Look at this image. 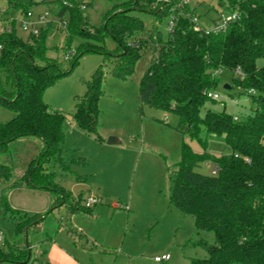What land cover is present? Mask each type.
Here are the masks:
<instances>
[{"label": "trees", "instance_id": "1", "mask_svg": "<svg viewBox=\"0 0 264 264\" xmlns=\"http://www.w3.org/2000/svg\"><path fill=\"white\" fill-rule=\"evenodd\" d=\"M215 1L228 14H237V20L224 32L198 31L192 21L196 13L184 0H108L98 27L86 14L95 0H31L26 6L11 7L26 16L32 6L51 5L50 14L60 23L67 22L68 40L78 37L83 41L79 49H84L70 57L71 70L90 52L110 61L112 75L125 81L135 74L143 51L154 48L140 82V102L176 115V131L196 140L203 150L196 153L184 142L181 161L172 177L173 204L192 217L199 231L213 234L212 243H194L202 246L208 256L193 258L191 264H264V63L260 65L264 61V0ZM133 12L151 14L159 22L172 16L174 27L169 29L168 40H162L156 26L148 30ZM108 38L116 43L113 51L106 47ZM48 49V33L43 30L27 40L20 38L14 28L0 33V105L16 114L0 125V185H8L13 178V168L1 159L10 144L35 137L42 141V150L23 178L28 189L55 197L54 208L46 213L8 207L18 233L25 236L32 224L40 230L56 206L64 205L69 215L82 207L81 200L67 204L74 198L65 193L49 167L55 162L67 169L63 158L66 115L51 109L44 97L69 72L47 57ZM224 72L233 75V87L250 101L249 110L240 115L206 109L208 102H217L207 94L219 86ZM106 76L99 68L76 104L72 117L85 134L100 136L99 101ZM211 137L222 138L231 153L219 158L209 154ZM208 160H215L216 175L198 171ZM32 262V247L0 245V264Z\"/></svg>", "mask_w": 264, "mask_h": 264}, {"label": "rangeland", "instance_id": "2", "mask_svg": "<svg viewBox=\"0 0 264 264\" xmlns=\"http://www.w3.org/2000/svg\"><path fill=\"white\" fill-rule=\"evenodd\" d=\"M30 1L0 0V33L14 28L20 38L30 37L31 30L25 31L22 27V11L11 7V4L26 6ZM107 2L95 0L94 7L86 11L94 27L101 25ZM187 2L204 28L213 26L221 16L230 15L215 0ZM50 8V4L32 6L29 10L33 17L26 20L48 33L47 57L55 60L62 71L69 72L44 97L51 109L66 115L63 158L67 169L55 162L49 167L56 173L65 193L74 198L67 204L81 200L82 207L69 215L64 205L56 206L40 230L32 224L27 236L18 233L15 222L8 215V207L46 213L54 208L55 197L28 189L23 178L42 150L41 141L35 137L17 140L1 157L4 164L13 168V178L8 185H0V245L32 247V264H42L39 260L44 258L47 237L64 241L84 262L93 264H191L193 258L207 257L206 250L194 243L200 240L212 243L213 234L199 231L192 217L184 215L171 200L172 177L182 158L183 143H189L196 153H202V147L196 140L176 131V115L140 102V82L150 65L154 48L143 51L135 74L125 81L112 75L110 61L90 52L71 70L70 57L84 49H79L83 41L76 37L70 42L66 27L50 14ZM45 14L47 16L41 21ZM132 15L140 18L148 30L156 26L162 40H168L172 16L159 22L151 14L133 12ZM106 47L113 51L116 43L108 38ZM263 63L261 61L260 65ZM99 68H103L107 76L99 101L100 136L97 137L82 132L72 116L77 102L86 93L87 83ZM232 79L230 72L220 76V84L212 93L219 94L221 100L215 104L208 102L206 109L226 110L233 115L249 110V99L233 87ZM15 116L12 110L0 105V125ZM110 138H116L119 143L109 145ZM208 153L219 158L230 154L231 148L222 138L211 137ZM216 166L215 160L204 161L198 171L213 175ZM94 198L97 203L88 206V199ZM163 255H170L171 260L157 263L155 258Z\"/></svg>", "mask_w": 264, "mask_h": 264}, {"label": "built area", "instance_id": "3", "mask_svg": "<svg viewBox=\"0 0 264 264\" xmlns=\"http://www.w3.org/2000/svg\"><path fill=\"white\" fill-rule=\"evenodd\" d=\"M159 1H162V0H159ZM165 1L167 2L168 0H165ZM184 3H188L187 0H184ZM81 9L82 10H86V6L85 5H81ZM46 16H47V14L41 16V21H43ZM32 17H33V14H32V12L29 11L26 14V16H24V20L22 21V27H23V29L25 31H30L31 30V35L38 36L41 33L42 29L38 28L35 23H27L26 22L27 19H30ZM236 20H237V14L233 13V14L229 15L228 17L221 16V19L217 23H214L213 26H211L209 28H204L200 24L197 15H194L193 18H192V21L195 23L196 29L198 31L204 30L206 33L220 32V31L224 32L227 29L228 25L230 23H232L233 21H236ZM61 24L63 25L64 28L67 26V22L66 21L61 23ZM173 27H174V21L172 19L171 23H170V29H172ZM68 58L69 57H67V59ZM254 93H255V91H250V94H254ZM207 97L209 99H214L216 101L221 100V96L219 94L212 93V91L207 94ZM207 166L209 167L208 164H207ZM217 172H218V166H216V168L213 170L212 173H213V175H216ZM96 203H97V199L96 198L88 199L87 205L91 206V205L96 204ZM170 259H171L170 255H163L162 257L155 258V261L157 263H162V262H168V261H170Z\"/></svg>", "mask_w": 264, "mask_h": 264}, {"label": "crops", "instance_id": "4", "mask_svg": "<svg viewBox=\"0 0 264 264\" xmlns=\"http://www.w3.org/2000/svg\"><path fill=\"white\" fill-rule=\"evenodd\" d=\"M42 192L46 194L49 193L46 191H42ZM28 213H44V212L39 211V212H28ZM78 231H80V229H78ZM45 240H46L45 242H47L48 244H46L45 247L44 258L42 259L43 261L39 260V262H41L42 264H93L92 262L91 263L84 262L79 256L74 254L68 248L67 244L63 243L64 241L59 242L58 240L53 239L51 237H47ZM34 257L37 258L36 253Z\"/></svg>", "mask_w": 264, "mask_h": 264}, {"label": "water", "instance_id": "5", "mask_svg": "<svg viewBox=\"0 0 264 264\" xmlns=\"http://www.w3.org/2000/svg\"><path fill=\"white\" fill-rule=\"evenodd\" d=\"M228 88H229V86H226V89H228ZM118 143H119V141L116 138H110L108 141L109 145H116Z\"/></svg>", "mask_w": 264, "mask_h": 264}]
</instances>
